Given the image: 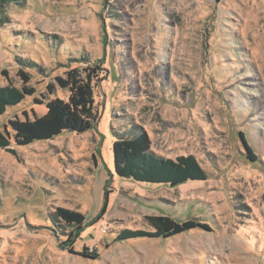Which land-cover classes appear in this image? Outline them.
I'll use <instances>...</instances> for the list:
<instances>
[{
    "label": "rangeland",
    "instance_id": "374dc122",
    "mask_svg": "<svg viewBox=\"0 0 264 264\" xmlns=\"http://www.w3.org/2000/svg\"><path fill=\"white\" fill-rule=\"evenodd\" d=\"M5 10L0 87L21 89V69L34 93L0 115L14 149L0 148V264H264V0H23ZM72 68L96 73V125L17 146L9 121L66 100L55 78ZM139 128L159 156L194 154L206 179L117 176L115 133ZM57 207L84 215L74 253L59 245L68 230L52 219ZM147 215L208 227L116 239L151 230Z\"/></svg>",
    "mask_w": 264,
    "mask_h": 264
},
{
    "label": "trees",
    "instance_id": "16d2710c",
    "mask_svg": "<svg viewBox=\"0 0 264 264\" xmlns=\"http://www.w3.org/2000/svg\"><path fill=\"white\" fill-rule=\"evenodd\" d=\"M22 4L23 0H0V26L9 22L6 6L8 4ZM6 73L5 71H3ZM18 76L25 84L21 89L13 86L0 87V115L8 106L20 103L26 95H32L34 89L26 86L30 80L23 70H18ZM56 84L68 90L66 100L55 97L46 103L44 114L33 115L32 119L9 121L12 136L17 146L32 143L35 140L50 139L69 130L85 132L96 125L99 113L94 102V82L96 73L93 68L81 77L76 68L68 70L64 77L57 76ZM49 92L53 85L47 86ZM10 135L0 131V148L7 152H14L10 147ZM250 159H255L251 148L245 143ZM113 167L117 176L128 178L137 182L165 183L176 186L187 180H205L206 173L194 154L178 155L174 159L159 156L150 149V139L144 129H138L134 134L115 133L112 143ZM55 222H63L68 231H65L66 240L60 243L68 252L74 253L73 240L78 236L84 215L78 211L57 207L52 215ZM145 220L151 230L124 229L116 236L117 240L137 237L167 238L175 234L186 232L196 226L208 227L206 224L194 222L191 219L176 221L169 215H147ZM84 257H95L96 254L88 252L85 247L81 253Z\"/></svg>",
    "mask_w": 264,
    "mask_h": 264
}]
</instances>
